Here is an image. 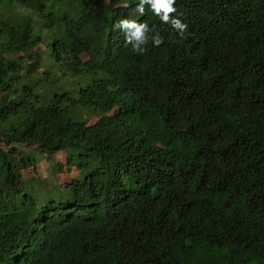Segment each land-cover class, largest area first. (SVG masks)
<instances>
[{
	"label": "trees",
	"instance_id": "16d2710c",
	"mask_svg": "<svg viewBox=\"0 0 264 264\" xmlns=\"http://www.w3.org/2000/svg\"><path fill=\"white\" fill-rule=\"evenodd\" d=\"M138 4L0 0V264H264V0H176L183 39ZM15 5L89 77L77 98L37 90L38 54L23 75L7 58L42 41ZM129 16L164 43L125 47ZM76 103L95 120L73 119ZM28 147L80 176L37 195Z\"/></svg>",
	"mask_w": 264,
	"mask_h": 264
},
{
	"label": "rangeland",
	"instance_id": "374dc122",
	"mask_svg": "<svg viewBox=\"0 0 264 264\" xmlns=\"http://www.w3.org/2000/svg\"><path fill=\"white\" fill-rule=\"evenodd\" d=\"M15 13H20V17L27 16L31 17L33 20V24L37 33H40L42 41L32 48L31 58L28 57V54L20 53L18 55H7V58H15L17 57L21 66L19 73L23 75L27 69L28 64L34 59L33 54H38L41 57V69L32 73L33 78H38L39 81L36 84L37 90L47 96L56 92L59 93L61 91H69L72 93L74 98H77L79 87L85 84L88 81V76H84L83 78L78 76H73L66 70H62L61 67L53 61V58L50 56V47L49 42L52 39L53 30L45 27L43 24V20L32 10L21 7L19 5H15L11 14L15 15ZM18 20V19H17ZM55 30V29H54ZM44 70H48L45 73ZM99 74L95 75L96 77ZM94 76V77H95ZM90 77H92L90 75ZM26 76L22 79L25 80ZM84 81V83H83ZM33 82V81H32ZM18 86V85H17ZM97 113L93 111L91 108L82 106L80 103H76L71 107V114L73 119L82 120L86 119L88 123H91L95 120L93 114ZM30 149L31 153H33L35 157V163L31 166L29 170L26 171V179L28 182L30 180L33 181L37 185V187L29 188L32 191L34 190L37 195L40 194H48L53 190L61 191L66 183L70 182L73 178H77L80 176V173L76 170L72 169L69 172L57 173L54 171V157H48L49 155L41 154L34 147L27 148ZM63 155H58L57 158L59 161L63 160ZM65 170L66 166H64ZM56 193V192H55ZM41 202L44 199H39Z\"/></svg>",
	"mask_w": 264,
	"mask_h": 264
},
{
	"label": "clouds",
	"instance_id": "9594fccd",
	"mask_svg": "<svg viewBox=\"0 0 264 264\" xmlns=\"http://www.w3.org/2000/svg\"><path fill=\"white\" fill-rule=\"evenodd\" d=\"M175 4L176 0H139L135 12L143 16L145 6H147L162 23L171 25L172 29L183 39L188 31V24L180 16L175 15L177 13V9L174 7ZM122 6L127 7L128 5L124 3ZM114 28L124 34L125 47L131 45L132 52L136 54L143 55L146 50L145 46L149 41L155 47H159L164 43L155 25L150 27L147 21L140 22L131 16L120 18Z\"/></svg>",
	"mask_w": 264,
	"mask_h": 264
}]
</instances>
